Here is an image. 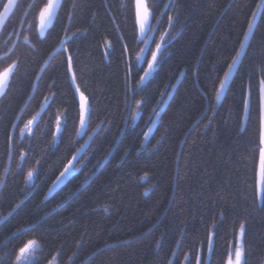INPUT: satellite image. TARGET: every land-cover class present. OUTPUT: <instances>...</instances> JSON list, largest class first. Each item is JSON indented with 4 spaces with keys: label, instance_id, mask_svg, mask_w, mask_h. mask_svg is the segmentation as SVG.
Here are the masks:
<instances>
[{
    "label": "trees",
    "instance_id": "1",
    "mask_svg": "<svg viewBox=\"0 0 264 264\" xmlns=\"http://www.w3.org/2000/svg\"><path fill=\"white\" fill-rule=\"evenodd\" d=\"M30 2L20 0V8L0 28V57L14 53L22 61L21 75L0 96V175L9 169L0 187V217L24 201L0 224V255L9 253L4 264L14 258V248L34 235L31 225L44 249L41 264L53 256L55 264H197L198 258L202 264H226L241 224L247 264H264V202L255 195L260 179V75L250 70L264 51V9L256 7L261 0H148L152 26L159 21L154 38L158 41L169 32L168 51L142 93L147 103L134 122L124 104L125 91L143 74L137 69L147 65L137 63L133 54L136 67L126 81L122 45L138 51L144 44L137 46L133 37L143 41L146 36L134 28L133 0H75L67 35L76 36L67 40L57 24L43 42L23 23ZM71 3L66 0L61 15ZM254 11V36L241 58L243 67L216 101L218 78L239 48ZM168 16L173 18L171 27ZM27 19L32 21L30 13ZM61 39L67 40L66 51ZM147 47L155 48L152 40ZM68 55L92 104L88 135L80 137L74 132L78 103L65 74ZM169 92L150 128L152 110L158 112ZM53 93V102L42 109L44 97ZM37 113L32 132L21 135L20 129ZM58 115L62 121L67 117V129L54 146ZM145 132L150 133L147 141ZM82 144L80 170L58 186L63 164ZM21 151L28 153L23 172L38 169L34 187L30 183L25 188L16 168ZM145 173L147 179L141 180ZM17 228L23 234L13 237Z\"/></svg>",
    "mask_w": 264,
    "mask_h": 264
},
{
    "label": "snow or ice",
    "instance_id": "2",
    "mask_svg": "<svg viewBox=\"0 0 264 264\" xmlns=\"http://www.w3.org/2000/svg\"><path fill=\"white\" fill-rule=\"evenodd\" d=\"M66 0H31L28 4L29 12L25 13V19L23 23H27L29 25V31L36 35V38L43 42L47 37L45 33L49 32V29L54 28L57 24H59L62 28V31L65 33L67 40H71L76 36V33H72L70 36L67 35L70 31V25L75 16V9L77 8V4L75 0H72L70 5V9L64 12V15L61 13L64 11V5ZM127 7V5H125ZM257 9H264V0H261V3L257 4ZM14 8H20V0H4L2 4H0V28L6 27V18L10 19L9 13L13 11ZM133 12H134V28L138 31L140 36H144L147 34V31H159L158 24L159 21H156L157 27H153L151 21L154 19L153 17V9L149 5L148 0H133ZM31 14L32 21H28L27 16ZM257 18V12L252 13V18L247 22V30L243 33V39L238 41L239 48L234 49V55L231 57L230 62L226 65V70L223 71L222 77L218 78V87L215 88L216 99L219 100L221 98L222 93L224 92L226 86L228 85L230 79L234 72L238 71L239 68L243 67L242 57L247 55L246 49L251 46V39L254 36V21ZM65 19L67 23H65ZM172 16H168V24L171 27L172 24ZM50 34V33H49ZM169 35V32L165 31L159 36V40H155L152 38V43L155 45V48L152 49L147 47V41H141L136 39L134 36L133 39L136 41L137 46L141 43L145 44V47H139L138 51L132 47L131 45L124 44L121 49V57L125 63V78L126 81L132 77L133 69L136 65L133 63V54L135 56V61L137 63L143 62L147 65L146 68L137 69V73L142 72V75H139L138 80H135L131 86H128L125 91L124 104L126 108L130 112V118L134 122L139 112L142 110V106L147 103L146 96L142 95V93L146 92V86L149 84V81L154 78V74L157 73L158 68L162 65L164 61L168 46L166 42V37ZM25 41H29L30 37L28 35L24 36ZM67 40L61 39L60 44L65 46ZM15 47V45H14ZM36 44L32 43L31 48L36 50ZM111 47V46H110ZM11 51V50H10ZM150 54V58H149ZM13 55H15L13 53ZM5 54V56L0 57V96H4L9 90L11 83L16 80L21 75V67L22 61L19 55ZM261 58L258 61L253 63L251 71L257 72L260 75V132H259V183L256 188L255 195L261 202H264V51L260 53ZM47 63V61L45 62ZM41 71H44L42 68ZM65 74H71V83L75 86V93L78 95V127H74V132L77 137L88 135V128L91 124L92 119V104L89 100V96L86 95L87 88L83 91L81 90V86L77 83V76L73 67V58L71 55H68L66 58V72ZM40 77L37 76V80ZM55 82L53 81V84ZM36 86L33 85V88ZM168 87V85H165ZM174 87V86H173ZM56 94L53 93L52 96H45V103L41 105V108H46L53 102V97ZM164 93H161L163 96ZM171 95V93H169ZM140 96L139 99L136 97ZM134 102V105H133ZM133 108L135 111H133ZM248 109V101H245V110ZM156 116H159V112L155 109L152 110ZM40 116V113L34 115L31 119H29L24 127L20 129L21 133H24L26 130L28 132H32V125L37 121V118ZM20 119V117H17ZM154 122V121H153ZM103 123V121L101 122ZM17 127L16 124L12 125V129L14 130ZM100 125H97L99 128ZM67 129V117L63 118V121L59 117L56 118L55 121V133L53 135V145L55 146L56 141L59 137H62L63 133ZM58 134V135H57ZM145 137V141H147L148 133H143ZM89 139H92L89 136ZM88 141H85L84 144H87ZM84 144L80 145L79 148H76L75 152L72 153L71 159H68L65 164H63V170L60 171L59 176L56 178L58 182H62L63 179L71 176L74 172L80 170L79 161L84 157L78 156L81 150L84 148ZM7 155L9 160L12 159V147H13V137L11 133L7 135ZM143 147V144L141 145ZM28 153L21 151L19 153V163L16 164L17 170L23 174L25 188H28L30 182H34L35 176L38 172L36 167L28 168L26 173L23 172V165L27 163ZM36 165L40 164V160L35 161ZM4 174L0 175V187H2L6 182L7 174L9 173V169L7 167L3 170ZM147 179V173L141 177V180ZM34 187V183H32ZM51 191V188L49 189ZM145 193L147 194V189H145ZM27 198V197H26ZM47 199V197H45ZM24 201L21 200L19 203L15 204L14 207L7 213L6 216L0 217V224H3L8 220L9 217L13 216L17 212V210L23 205ZM105 211H107V207H105ZM29 230L34 234L31 238L27 239L26 242L22 244V246L16 247L13 249L12 255L14 258L10 261V264H41L40 257L43 254V246L41 244V238L35 235L36 226H29ZM23 234L22 228H17L16 232L12 233L13 237H16L17 234ZM245 234V225H240V240L234 247V250L230 249L227 255L226 264H247L245 260V248L243 244V237ZM214 250L213 246V236L210 233L207 238V253L209 256L212 255ZM9 257V253L5 252L3 255H0V264H4L5 260ZM57 261V257L53 256L51 260H48V264H54ZM197 264H202V261L198 258Z\"/></svg>",
    "mask_w": 264,
    "mask_h": 264
},
{
    "label": "water",
    "instance_id": "3",
    "mask_svg": "<svg viewBox=\"0 0 264 264\" xmlns=\"http://www.w3.org/2000/svg\"><path fill=\"white\" fill-rule=\"evenodd\" d=\"M142 37H143V36H142ZM69 78H70V83H71V74H69ZM71 86H72V89H73L74 94H75V96H76L77 103H78V95L75 93V86L72 85V83H71ZM170 93H172V92H170ZM169 98H170V95H168V97L166 98V100L163 102V104H162L161 107L159 108V110H158V112H159V116H156V115H155L154 120H153L154 122H152L150 128H153V126L155 125V123L157 122V120L159 119V117L161 116V114H162V112H163V110H164V108H165V106H166V104H167ZM81 151H82V150H81ZM79 154H80V153H79ZM79 154H78V155H79Z\"/></svg>",
    "mask_w": 264,
    "mask_h": 264
},
{
    "label": "rangeland",
    "instance_id": "4",
    "mask_svg": "<svg viewBox=\"0 0 264 264\" xmlns=\"http://www.w3.org/2000/svg\"><path fill=\"white\" fill-rule=\"evenodd\" d=\"M154 36H155V31H148V33L146 34V36L143 38V39H145V40H143V41H147V46L150 44V41L152 40V38H154ZM144 44V43H143ZM144 47H145V44H144ZM139 63H141V62H139ZM223 94V93H222ZM222 96V95H221ZM218 101V100H217ZM26 132H28L27 130L24 132V133H26ZM148 133V137L150 136V133L149 132H147ZM23 133H21V135H22ZM56 134V133H55ZM58 135V134H57ZM148 137H147V139H148ZM74 173H76V172H74ZM73 173V174H74ZM70 177V176H69ZM69 177H67V178H69ZM66 178V179H67ZM66 179H63L62 180V182H60L59 184H58V186L59 185H61L62 183H64L65 181H66ZM30 183H32V182H30ZM58 186H57V188H58ZM240 240V236L238 237V241ZM54 264H55V262H54Z\"/></svg>",
    "mask_w": 264,
    "mask_h": 264
},
{
    "label": "bare ground",
    "instance_id": "5",
    "mask_svg": "<svg viewBox=\"0 0 264 264\" xmlns=\"http://www.w3.org/2000/svg\"><path fill=\"white\" fill-rule=\"evenodd\" d=\"M169 93H170V92H169ZM223 93H224V92H223ZM168 95H169V94H168ZM222 95H223V94H222ZM170 96H171V95H170ZM167 97H168V96H167ZM167 97H166V98H167ZM221 97H222V96H221ZM220 99H221V98H220ZM220 99H219V100H220ZM165 100H166V99H165ZM165 100H164V101H165ZM219 100H218V101H219ZM216 101H217V99H216ZM162 104H163V103H162Z\"/></svg>",
    "mask_w": 264,
    "mask_h": 264
}]
</instances>
